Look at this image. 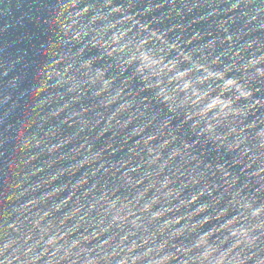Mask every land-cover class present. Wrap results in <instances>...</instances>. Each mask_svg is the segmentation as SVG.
<instances>
[{"label": "clouds", "instance_id": "obj_1", "mask_svg": "<svg viewBox=\"0 0 264 264\" xmlns=\"http://www.w3.org/2000/svg\"><path fill=\"white\" fill-rule=\"evenodd\" d=\"M140 3L41 4L0 90V264H264V0Z\"/></svg>", "mask_w": 264, "mask_h": 264}, {"label": "water", "instance_id": "obj_2", "mask_svg": "<svg viewBox=\"0 0 264 264\" xmlns=\"http://www.w3.org/2000/svg\"><path fill=\"white\" fill-rule=\"evenodd\" d=\"M89 2H95V0H89ZM43 3H46V0H0V65L11 69L8 76L0 77V90H10L14 76L19 75L22 80V65L25 61L34 60L32 45L42 35L36 21L37 17L43 13L41 8ZM129 3L135 5L136 11L143 10V4L140 3V0H115L117 6H127ZM151 19L148 17L144 22L147 23ZM199 27L204 29L207 25ZM89 54L94 57L101 53L97 50H90ZM98 66H103V62ZM134 86L143 87V85ZM152 95L151 92L147 91L143 93V96L149 98ZM257 98L264 99V96ZM0 118H5L2 110H0ZM176 123L179 124V121ZM103 143L104 141H101V145ZM210 147L211 145H208L207 148L198 151H207ZM210 155L215 156L216 153L213 152ZM119 158L117 156L113 159L118 160Z\"/></svg>", "mask_w": 264, "mask_h": 264}]
</instances>
